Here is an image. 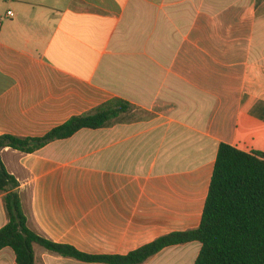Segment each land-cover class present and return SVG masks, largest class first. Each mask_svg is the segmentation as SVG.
Returning a JSON list of instances; mask_svg holds the SVG:
<instances>
[{
    "label": "crops",
    "instance_id": "1",
    "mask_svg": "<svg viewBox=\"0 0 264 264\" xmlns=\"http://www.w3.org/2000/svg\"><path fill=\"white\" fill-rule=\"evenodd\" d=\"M105 103L130 109L0 151L28 229L110 257L197 229L219 146L264 157V0H0V136L41 138ZM32 248L36 264H102ZM200 249L141 264H194ZM0 264H16L10 248Z\"/></svg>",
    "mask_w": 264,
    "mask_h": 264
},
{
    "label": "trees",
    "instance_id": "2",
    "mask_svg": "<svg viewBox=\"0 0 264 264\" xmlns=\"http://www.w3.org/2000/svg\"><path fill=\"white\" fill-rule=\"evenodd\" d=\"M129 109L125 104L105 103L70 118L41 138L0 136V151L10 148L32 154L51 142L69 139L80 130L106 127ZM18 187L0 157V193L5 195L9 220L0 230V251L10 248L16 264H36L33 244L83 263L141 264L165 248L191 242L201 245L194 264H264V157L259 153H245L221 144L199 227L164 235L125 257L88 255L36 235L27 227Z\"/></svg>",
    "mask_w": 264,
    "mask_h": 264
},
{
    "label": "built area",
    "instance_id": "3",
    "mask_svg": "<svg viewBox=\"0 0 264 264\" xmlns=\"http://www.w3.org/2000/svg\"><path fill=\"white\" fill-rule=\"evenodd\" d=\"M7 16H8V17H12V13H11V12H8V13H7Z\"/></svg>",
    "mask_w": 264,
    "mask_h": 264
}]
</instances>
